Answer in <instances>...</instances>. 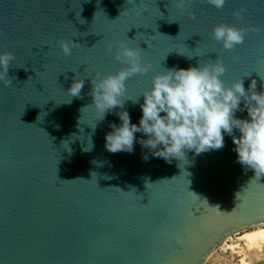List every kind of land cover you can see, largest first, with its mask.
Returning <instances> with one entry per match:
<instances>
[{"label":"water","instance_id":"obj_1","mask_svg":"<svg viewBox=\"0 0 264 264\" xmlns=\"http://www.w3.org/2000/svg\"><path fill=\"white\" fill-rule=\"evenodd\" d=\"M132 6L0 0V52L15 57L11 86L0 82V264H203L228 235L264 225V175L238 162L232 136L183 162L154 155L139 132L131 152L112 153L105 136L122 109L97 120L89 106L90 76L123 67L108 51L119 40L152 64L126 81L125 99L140 96L124 104L133 124L141 92L164 69L219 57L225 84L242 77L245 90L253 79L264 90V31L247 32L232 50L211 36L221 22L264 28V0H227L223 9L187 0L183 11L175 0H143L141 14ZM241 6L247 12L237 19ZM62 39L79 44L67 57ZM75 77L84 78L82 98L67 93ZM235 115L249 118L246 109Z\"/></svg>","mask_w":264,"mask_h":264},{"label":"clouds","instance_id":"obj_2","mask_svg":"<svg viewBox=\"0 0 264 264\" xmlns=\"http://www.w3.org/2000/svg\"><path fill=\"white\" fill-rule=\"evenodd\" d=\"M186 2L187 0H175V6L183 11ZM207 2L217 9H223L225 4V0ZM128 3L133 5L129 9L136 14L145 10L143 0L139 4L135 0H128ZM246 12L247 8L241 6L233 10V16L243 19ZM189 15L195 19L194 13L190 12ZM249 31L259 33L264 28L221 22L213 26L211 36L221 43L224 50H232L244 43ZM129 41L119 40L115 46L108 45L109 53L123 67L115 73L101 74L97 71L94 76H90L92 87L89 94L92 104L89 106L94 107L97 120H102L106 113L117 106L122 109L117 113L121 123L111 124L112 131L105 136L108 151L131 152L136 140L135 133L139 132L147 137L140 139L139 143L154 155L169 162L173 158L183 162L187 161L188 151L198 155L222 149L226 133L233 138L238 162L245 169H252L255 176L264 175V90L256 91L255 79L251 81L248 90H245L242 77L225 84L221 77L226 66L219 57L187 69L169 68L155 72L151 87L140 94L143 96V103L140 105L142 116L139 125L133 124L127 110H123L124 104L127 100L137 103L140 96L125 99L126 81L137 74H147L152 69V64L145 60L143 49L130 46ZM57 43L65 57L71 55L74 47L79 46L71 39H62ZM14 59L12 52H0V82L5 87L11 86L14 79L8 76L10 62ZM235 59L238 58L234 57ZM83 86L84 78L75 77L67 89L68 95L71 98H82ZM244 109L247 110L248 119L235 115L237 111ZM234 130H238V136L234 134Z\"/></svg>","mask_w":264,"mask_h":264},{"label":"bare ground","instance_id":"obj_3","mask_svg":"<svg viewBox=\"0 0 264 264\" xmlns=\"http://www.w3.org/2000/svg\"><path fill=\"white\" fill-rule=\"evenodd\" d=\"M239 235L241 241H243V250L240 249V245H231V249L238 253L246 254L245 258H242L238 263H234L229 258L221 256L219 249H222L223 245L227 244V241L232 235ZM227 236V238L221 243V245L212 251L203 264H258L264 261V225L253 227L247 230H243L238 233H233ZM223 250V249H222Z\"/></svg>","mask_w":264,"mask_h":264},{"label":"rangeland","instance_id":"obj_4","mask_svg":"<svg viewBox=\"0 0 264 264\" xmlns=\"http://www.w3.org/2000/svg\"><path fill=\"white\" fill-rule=\"evenodd\" d=\"M240 236L239 235H232V237L227 241V244L223 247L222 249H219V253L221 256H224L226 258H229L231 261H233L234 263H238V261L242 258L246 257V254L242 253H238L237 250L233 251L231 249V245L234 244H239L240 245V249L243 250L244 244L243 241H241L240 239H238Z\"/></svg>","mask_w":264,"mask_h":264},{"label":"snow or ice","instance_id":"obj_5","mask_svg":"<svg viewBox=\"0 0 264 264\" xmlns=\"http://www.w3.org/2000/svg\"><path fill=\"white\" fill-rule=\"evenodd\" d=\"M225 3H227V0H225Z\"/></svg>","mask_w":264,"mask_h":264}]
</instances>
